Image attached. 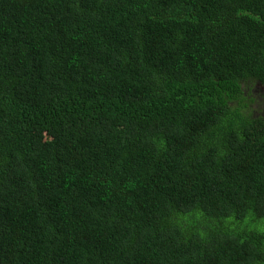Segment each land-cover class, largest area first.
I'll return each mask as SVG.
<instances>
[{"label": "trees", "instance_id": "1", "mask_svg": "<svg viewBox=\"0 0 264 264\" xmlns=\"http://www.w3.org/2000/svg\"><path fill=\"white\" fill-rule=\"evenodd\" d=\"M249 79L264 0H0V264H264Z\"/></svg>", "mask_w": 264, "mask_h": 264}, {"label": "rangeland", "instance_id": "2", "mask_svg": "<svg viewBox=\"0 0 264 264\" xmlns=\"http://www.w3.org/2000/svg\"><path fill=\"white\" fill-rule=\"evenodd\" d=\"M260 84V82L253 79H249L242 83V94L254 99V102L251 103L246 110L252 113L253 116L264 115V111H261L262 107L260 106V104H264V85ZM254 110H256V112H254ZM250 218L251 216H247L239 225L247 224ZM230 220H232V218L228 219V221Z\"/></svg>", "mask_w": 264, "mask_h": 264}, {"label": "flooded vegetation", "instance_id": "3", "mask_svg": "<svg viewBox=\"0 0 264 264\" xmlns=\"http://www.w3.org/2000/svg\"><path fill=\"white\" fill-rule=\"evenodd\" d=\"M260 85H262V84H260ZM250 99H252V100H249V105H251V103H253L254 102V99L253 98H250ZM260 106L262 107V109H261V111H264V104H260ZM247 107H248V104H247ZM254 112H256V110H254ZM256 117L257 116H264V115H255Z\"/></svg>", "mask_w": 264, "mask_h": 264}, {"label": "clouds", "instance_id": "4", "mask_svg": "<svg viewBox=\"0 0 264 264\" xmlns=\"http://www.w3.org/2000/svg\"><path fill=\"white\" fill-rule=\"evenodd\" d=\"M264 117V116H263Z\"/></svg>", "mask_w": 264, "mask_h": 264}]
</instances>
